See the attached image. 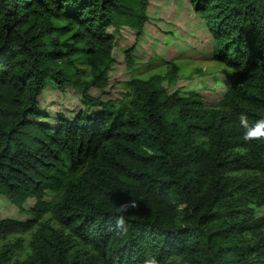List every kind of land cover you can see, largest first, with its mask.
I'll return each instance as SVG.
<instances>
[{
  "label": "trees",
  "instance_id": "16d2710c",
  "mask_svg": "<svg viewBox=\"0 0 264 264\" xmlns=\"http://www.w3.org/2000/svg\"><path fill=\"white\" fill-rule=\"evenodd\" d=\"M190 1L231 71L212 104L159 75L91 93L150 0H0V197L35 200L28 219L0 217V239L31 234L0 264H264V0ZM48 83L79 106L51 114Z\"/></svg>",
  "mask_w": 264,
  "mask_h": 264
},
{
  "label": "rangeland",
  "instance_id": "374dc122",
  "mask_svg": "<svg viewBox=\"0 0 264 264\" xmlns=\"http://www.w3.org/2000/svg\"><path fill=\"white\" fill-rule=\"evenodd\" d=\"M149 22L144 35L137 41L136 33L123 28L117 38L114 51L115 64L110 72L109 85L103 90L92 89L94 96L104 100L119 99L127 86L130 76L150 78L159 75L170 92L174 90L187 94L198 91L207 104L215 103L224 93L230 82V69L212 57V43L203 19L194 12L190 0H150ZM137 44L133 61L127 63L125 50ZM177 68L176 77L168 82L169 72ZM40 103L53 114L56 111L70 113L79 106V94L71 88L66 92L56 90L48 83ZM54 194L48 193L47 200ZM34 199L25 203V211L0 197V217H13L20 220L30 218L29 208ZM264 212V209H263ZM260 213H262L260 211ZM29 232L10 235L0 239L2 245L21 240L23 246L12 254V261L23 260L30 254Z\"/></svg>",
  "mask_w": 264,
  "mask_h": 264
}]
</instances>
